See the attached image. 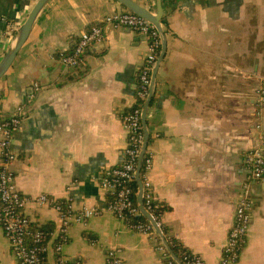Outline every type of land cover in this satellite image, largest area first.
Here are the masks:
<instances>
[{"label":"crops","instance_id":"0c3cea01","mask_svg":"<svg viewBox=\"0 0 264 264\" xmlns=\"http://www.w3.org/2000/svg\"><path fill=\"white\" fill-rule=\"evenodd\" d=\"M39 0H0V62ZM157 13L158 0H134ZM167 52L148 113V179L166 209L161 231L132 232L107 211L100 178L123 163L124 118L135 107L148 39L108 29L78 69L62 65L82 33L127 10L114 0H51L12 68L0 79V115L17 117L12 135L15 185L28 201L24 214L54 235L47 264H57L58 213L47 196L78 213L99 215L73 224L64 253L70 264H107L118 250L123 264H181L168 250L176 241L204 264H220L247 183L245 158L264 145V0H162ZM156 67V66H155ZM155 69V68H154ZM154 72V71H153ZM1 164V154H0ZM138 198V196H137ZM252 221L238 264H264V182L251 184ZM138 202V200H137ZM139 205V203H138ZM164 246L165 258L159 251ZM172 252V250H171ZM0 264H19L0 226Z\"/></svg>","mask_w":264,"mask_h":264},{"label":"built area","instance_id":"2783aa9c","mask_svg":"<svg viewBox=\"0 0 264 264\" xmlns=\"http://www.w3.org/2000/svg\"><path fill=\"white\" fill-rule=\"evenodd\" d=\"M6 22L0 19V24ZM130 29L144 37L150 43L148 55L139 77L137 102L132 111L124 118L125 129L128 131V147L124 153L123 163L104 172L100 178V190L111 198L107 211L118 218L134 233L143 236H153L156 230L141 213L137 198L139 188L135 189L137 172L144 145L143 109L149 100L153 86V71L158 63L162 50V39L157 29L143 18L131 13H114L107 16L102 26H97L81 34L71 54L63 56L61 63L69 69L80 68L86 59L88 50L93 46L103 45L107 41L108 29ZM20 28L10 27V37L14 38ZM258 105L264 107V89L256 92ZM23 108L18 109L17 117L6 119L0 115V226L10 244L12 252L19 264H47L48 247L54 235L34 230L32 222L25 216L24 209L27 199L17 190L13 172L17 156L12 146V135L22 121ZM153 157L147 150L142 161L141 180L143 182V206L147 214L161 228L163 213L157 202L148 173L152 167ZM248 172L247 183L239 199L235 212V221L229 232L220 264H238L247 243L249 228L252 221L253 202L251 199V184L264 182V145L255 147L245 158ZM37 202L42 207H49L59 215L60 226L56 232L54 252L57 264H70L64 253L69 240V231L73 224L85 223L97 216L96 209H87L76 213L71 204L41 196ZM159 251L168 258L165 247ZM181 264H204L203 260L190 252L182 253ZM107 264H123L118 250H110Z\"/></svg>","mask_w":264,"mask_h":264},{"label":"water","instance_id":"95a60500","mask_svg":"<svg viewBox=\"0 0 264 264\" xmlns=\"http://www.w3.org/2000/svg\"><path fill=\"white\" fill-rule=\"evenodd\" d=\"M51 0H39L38 3L35 5L31 13L29 14L27 20L24 22V24L20 27L18 32L15 34L11 45L9 47V50L6 52L4 58L0 62V79H2L8 71L12 68L15 60L17 59L19 53L26 45L27 41L29 40V37L35 27V24L37 23V20L45 7L48 5V3ZM115 2L119 3L121 6H123L128 12H131L144 20L148 21L150 24H152L157 31L159 32L161 39H162V50L160 54V58L158 60V63L154 69L153 72V81L155 82L156 75L158 70L160 69L161 63L166 55L167 52V39L165 36V32L162 28V23L165 18V10L162 5V0H158L157 2V13L155 15L151 14L149 10L145 9L144 7L138 5L134 0H114ZM153 82V86H154ZM153 99V92L149 98V100L146 102L143 114H142V121L144 126V145H143V151L140 159V164L138 167L137 172V185L139 188V194H138V203L141 210V213L143 216L153 224L155 230L158 233H162L160 228L157 226L156 222L151 218L149 214L146 213L144 206H143V182L141 180L140 174H141V167H142V161L145 157V154L148 150L149 142H150V131L148 126V113L149 108L151 106ZM169 252L172 254L170 248H168ZM173 255V254H172Z\"/></svg>","mask_w":264,"mask_h":264},{"label":"trees","instance_id":"16d2710c","mask_svg":"<svg viewBox=\"0 0 264 264\" xmlns=\"http://www.w3.org/2000/svg\"><path fill=\"white\" fill-rule=\"evenodd\" d=\"M165 23V21H163ZM138 188V185H137V182L135 183V189ZM136 201H137V198L135 197ZM160 208H161V212L164 214L166 209L164 208L163 205L160 204ZM33 227V226H32ZM34 230H39V231H42V232H45L47 233L48 235L51 234V231L52 229L50 228H42V229H38V228H35L33 227ZM171 250H172V253L182 262V253L185 252V250L176 242V241H171Z\"/></svg>","mask_w":264,"mask_h":264},{"label":"rangeland","instance_id":"374dc122","mask_svg":"<svg viewBox=\"0 0 264 264\" xmlns=\"http://www.w3.org/2000/svg\"><path fill=\"white\" fill-rule=\"evenodd\" d=\"M261 89H264V88H259V90H261ZM257 91H258V90H257ZM257 91H256V92H257ZM256 98H257V95H256Z\"/></svg>","mask_w":264,"mask_h":264}]
</instances>
